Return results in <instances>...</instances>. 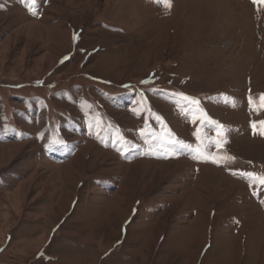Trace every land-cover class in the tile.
<instances>
[{"label": "rangeland", "instance_id": "obj_1", "mask_svg": "<svg viewBox=\"0 0 264 264\" xmlns=\"http://www.w3.org/2000/svg\"><path fill=\"white\" fill-rule=\"evenodd\" d=\"M261 122L264 3L0 0V264H264Z\"/></svg>", "mask_w": 264, "mask_h": 264}, {"label": "snow or ice", "instance_id": "obj_2", "mask_svg": "<svg viewBox=\"0 0 264 264\" xmlns=\"http://www.w3.org/2000/svg\"><path fill=\"white\" fill-rule=\"evenodd\" d=\"M255 3H264V0H254ZM169 3H170V0H169ZM262 124H264V122H261ZM177 147L179 148H184V147H187L186 145L184 144H181V143H178L177 144ZM213 162H216V161H213Z\"/></svg>", "mask_w": 264, "mask_h": 264}]
</instances>
